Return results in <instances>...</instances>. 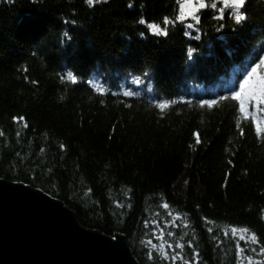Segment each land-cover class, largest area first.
Segmentation results:
<instances>
[{"label":"trees","instance_id":"trees-1","mask_svg":"<svg viewBox=\"0 0 264 264\" xmlns=\"http://www.w3.org/2000/svg\"><path fill=\"white\" fill-rule=\"evenodd\" d=\"M213 2L0 0V178L138 264H264V0Z\"/></svg>","mask_w":264,"mask_h":264},{"label":"water","instance_id":"water-1","mask_svg":"<svg viewBox=\"0 0 264 264\" xmlns=\"http://www.w3.org/2000/svg\"><path fill=\"white\" fill-rule=\"evenodd\" d=\"M0 264H138L124 237L82 228L62 202L0 178Z\"/></svg>","mask_w":264,"mask_h":264},{"label":"snow or ice","instance_id":"snow-or-ice-1","mask_svg":"<svg viewBox=\"0 0 264 264\" xmlns=\"http://www.w3.org/2000/svg\"><path fill=\"white\" fill-rule=\"evenodd\" d=\"M101 0H86V3L88 5H93L94 3H99ZM222 3L226 8H235V9H240L242 8L246 0H222ZM177 5H178V12L179 15L176 17V19L180 20L183 22L188 16H191L192 20L196 21L199 23V17L195 15V13L199 12L201 9H204L206 7H211L213 9L217 8V4L215 2L211 3L210 5L205 3V0H177ZM131 7V4L129 5ZM221 12V17L218 18H223V9H219ZM244 19V16L240 14L239 12L235 16V20L237 23H240ZM173 21H170L169 18L165 17L163 19V23L165 25L172 23ZM141 24H145V20L141 19L139 21ZM147 27L149 29L155 30L156 35H167L166 30H162L158 25L156 24H148ZM188 29L193 28V24L189 23L186 26ZM188 32H185V35H188ZM199 39V37H196ZM194 50H189V58H191V52ZM264 67V59H261L260 62L256 65H254L251 69V71L247 74L246 78L240 82V89L244 90L246 89L249 84L253 82L254 79L258 81V87H259V92L260 95L255 97L259 101V103L264 104V77H258L257 76V69H260ZM241 98V92H237L233 94V100H240V110L244 111V102ZM204 104H207L209 107L213 106L214 104L217 103V101H204ZM241 135H244L243 130H241ZM253 242H255V239L253 238Z\"/></svg>","mask_w":264,"mask_h":264},{"label":"rangeland","instance_id":"rangeland-1","mask_svg":"<svg viewBox=\"0 0 264 264\" xmlns=\"http://www.w3.org/2000/svg\"><path fill=\"white\" fill-rule=\"evenodd\" d=\"M189 17H191V16H188L187 18H189Z\"/></svg>","mask_w":264,"mask_h":264}]
</instances>
